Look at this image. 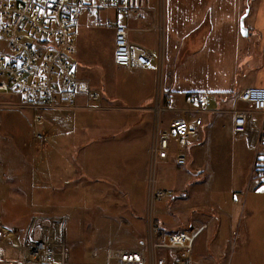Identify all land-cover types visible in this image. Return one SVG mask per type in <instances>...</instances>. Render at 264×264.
I'll return each mask as SVG.
<instances>
[{"label":"crops","instance_id":"1","mask_svg":"<svg viewBox=\"0 0 264 264\" xmlns=\"http://www.w3.org/2000/svg\"><path fill=\"white\" fill-rule=\"evenodd\" d=\"M127 4L130 8L137 9L129 18L115 11L105 10H101L96 16L106 13V19L127 28L130 42L152 53L154 64L157 63L158 54H163L164 69L160 83L163 96L168 98L167 103L173 94H181L186 98L197 95L201 100L202 97L210 98L211 103L217 108L216 118L224 119V121L220 119V128L232 132L234 138L243 141L244 151L240 149L239 153L251 157V153L255 151L251 162L248 163L247 171H230L229 179L220 180L221 183L216 181V174L209 165L208 171L202 172L207 179L206 185L201 184L203 186L200 191L204 199L202 202L198 199L196 205L189 208L177 203L179 202L177 197H189V193L184 192L158 202L155 209L161 228L167 233H178L207 224L206 230L198 238L193 249V259L198 261L195 264H202L203 261H206L205 264H219L217 253L222 255V250L237 252L235 255L231 254L227 264H258L257 259L264 257L262 243L264 232L258 219L255 187L252 188L250 184H253L251 182L253 161L260 153L259 139L264 132V123L260 115H254L249 119L245 116L243 112L248 106L238 99V94L249 87H264V56L256 55V60L260 63L253 65L251 69L243 70L241 63H245L248 58L240 61L238 52L243 36L240 30L242 19L248 31V35L243 37L256 38V47L264 51V0H127ZM162 38L164 48L160 46ZM88 47V43L79 47L77 45L74 59L87 62L88 58H93L94 49L90 51ZM82 71L83 69L78 66L79 76ZM96 85L98 86L96 90L102 94L101 102L105 109L115 108L107 101L113 104L118 102L126 105L122 108L131 109L145 116V123L134 122L128 139L145 145V159L148 164V150L154 123L151 108L155 103L158 85L157 69L153 66L149 69L128 70L117 66L112 59L106 69L104 85ZM17 112L18 122L9 127L16 128L21 134L20 142L23 145L25 143L29 145L28 136L24 134L30 123L28 118H25L26 112ZM73 112L54 111L46 114L43 121L44 123L47 121L56 129L52 136V141L56 143L53 155L56 154L68 161L72 159L71 144L68 142L70 120L76 124L75 126L80 125L85 129L84 131L81 129V137L86 136L87 128L97 130L95 123L88 121L85 116L79 118V122L70 118ZM170 119L165 121L163 127L168 126ZM212 125L210 123V126ZM100 137L105 143L113 140L107 136H98V132H95L92 141L89 139L87 141L89 143L79 147L78 158L83 169L79 172L70 170L71 162L65 171H55L54 167L50 170L49 158L47 157L45 161V152L42 153L41 148H34L31 154L39 157L38 164L42 169L34 171L28 168V171H18L15 175L17 183L13 190L15 206L9 205V199L12 198L11 189L10 196L6 195V192L4 195L0 192V226L4 231L0 236L7 238L0 241L2 242L0 262L22 261L23 247L39 243L45 249L46 255L38 260L37 264L63 262L81 264L80 261L73 260L66 251V231L63 225L67 221V216L61 211L63 203L71 206L80 205L84 224L82 229H85L86 224L90 225L88 222H94L95 216L102 215L103 206L109 207L110 214L103 218L114 230L113 238L124 246L117 249H138L143 246L146 237V194L139 195L138 201L136 186H139L138 177L144 182L147 171L136 173L128 171L129 173L122 177L123 187L116 190L110 186L114 185V178L112 180L104 178L101 175L102 171L92 169L91 162L97 165V160L100 159L102 142L97 141ZM64 142L63 147L58 146ZM190 147L191 145H189L191 154ZM233 158L235 159V155ZM239 158L243 160L245 157L239 155ZM73 175H78L75 181ZM246 176L247 187L243 191L241 186L244 184L241 183ZM105 179L108 183L104 182ZM238 180L241 183L236 185L235 182ZM103 184L109 186L111 195L122 194L126 199L118 203L114 200L105 202L107 196H104ZM105 203H108V206ZM185 209L189 212L187 213ZM192 211L195 214L192 215ZM201 241L203 246H200ZM14 249L19 250L18 255L13 261L8 260L7 257ZM162 256L168 264H187L186 259L192 264V256L189 259V255L181 250L165 251Z\"/></svg>","mask_w":264,"mask_h":264},{"label":"built area","instance_id":"2","mask_svg":"<svg viewBox=\"0 0 264 264\" xmlns=\"http://www.w3.org/2000/svg\"><path fill=\"white\" fill-rule=\"evenodd\" d=\"M101 10L115 11L126 18L137 12L128 6L127 0H0V108L30 112L36 124L54 111L104 109L101 92L93 87L90 79L79 76L73 61L77 53L74 38L77 24L82 16H96ZM97 21L99 26L114 28L113 60L117 66L128 70L154 66L158 83L161 82L162 53L154 64L152 53L130 42L127 28L110 19ZM161 99V93H156L151 108L154 123L145 179L148 183L145 241L138 249L108 250L107 264H167L162 253L169 250H181L191 259L196 241L207 228V224H201L167 233L157 220L155 206L168 193L156 187V168L166 161L177 166L188 163L190 141L205 124L203 118L189 113L206 112L205 109L161 106ZM188 99L202 104L197 95ZM238 99L247 104L243 113L248 119L260 115L264 123V87L246 88L238 94ZM164 111L177 114L166 127L161 123ZM35 138L43 140V134L36 133ZM259 146L262 151L255 158L251 182L255 189H264V132ZM42 257L41 244L25 245L23 260L16 264H37Z\"/></svg>","mask_w":264,"mask_h":264},{"label":"rangeland","instance_id":"3","mask_svg":"<svg viewBox=\"0 0 264 264\" xmlns=\"http://www.w3.org/2000/svg\"><path fill=\"white\" fill-rule=\"evenodd\" d=\"M112 12H109L111 14ZM113 14V13H112ZM106 19V13H100L99 16L95 15H85L82 16L77 30H75V42L78 47L81 44L88 43L89 50L94 49L93 58H88L87 62H82L79 59H74L75 67L77 69L80 66L83 71L81 76L88 77L93 87L96 89L98 85L103 86L106 76V69L108 63L113 59V41H114V28L109 26H99L96 19ZM254 37H241V42L239 46V58L240 61L248 58L245 63H241V68L251 69L253 65H257L260 62L256 60V55L264 56V51L260 47H256ZM92 40V41H91ZM93 43V44H92ZM83 46V45H82ZM161 48H164V38L160 42ZM81 48V47H80ZM78 65V66H77ZM86 71V74H84ZM156 93H161L162 99L159 102L161 106H170L177 109H205L208 112H190L191 116H200L205 120L204 126L201 128V131L198 132L190 141L191 145V154L190 160L185 166H177L170 161L161 162L156 168V187L163 190H167L169 199L171 195H180L181 193H189L188 198L177 197V200L181 205H185L187 208L190 206L196 205L198 199L200 201L204 200L202 198L201 184L207 183L206 176L202 173L203 171H208V166L210 165L212 171L216 174V181L228 180L230 177V171H247L248 163L251 162L252 156L255 154V151L251 153V157L248 154L239 153L240 149L243 150V141L239 138H234L232 132H226L223 128H220L221 121H224L223 117L216 118L217 110L216 106L211 103V99L208 97H202V104L191 103L186 96L181 94L171 95L168 103L166 97L163 96L161 83L157 85ZM4 101V100H3ZM109 103V105L115 107L112 109H101V110H81L73 112L74 114L70 115V118L77 119L83 118L82 116L87 117L88 121L95 123V129L86 130L85 137H81V129L84 131L83 127L75 126L71 121L69 127V140L71 144V157L70 161L64 160L58 157L56 154L53 155V152L56 150V143L52 141V136L55 134L56 129L48 124L46 121L44 124H36L33 120L32 114L27 111L24 113L25 118H28L30 126L28 130L25 131L26 136H28V144L20 142L21 134L16 130V128L9 127L11 124L18 122L17 115L19 110H11L0 108V192L4 195L9 194V189H11L12 198L9 199V205L15 206V195H13V190L16 187V177L18 171H28L33 169L34 171L41 170L38 164V158L32 156V151L34 148L38 147L45 152L46 159L49 158V169L55 168V171H65L70 165L71 171H81L83 170L80 166L81 160L78 158L80 156L79 147L85 146L89 139H91L95 132H98V136H107L110 139L113 138L112 142L105 143L102 141V137L97 139L101 145V155L100 159L97 160V165L92 164L93 171H102L101 175L104 178H109L112 180L114 178L115 183L113 186L116 190H119L124 185V175L129 173L128 171L143 172L147 171L146 178L149 171V154L146 164L145 159V145L140 142L129 141V131L132 132V126L134 122L136 123H145V116L139 114L131 109L122 108L125 106L122 103ZM102 104V102H101ZM176 113L164 111L161 114V123L162 125L165 121L169 120ZM32 116V117H31ZM24 118V117H21ZM24 118V119H25ZM26 120V119H25ZM76 122V121H74ZM210 123L213 125L210 126ZM98 128H97V126ZM36 133L43 134V140H38L35 138ZM59 135H61L58 132ZM93 139H91L92 141ZM79 142H81L79 144ZM69 143H66L69 144ZM64 143L58 144V146H64ZM69 144V145H70ZM29 147V148H28ZM244 151V150H243ZM262 151V148L259 149V152ZM237 153V154H236ZM244 156L243 160H240L239 155ZM235 155V159L233 158ZM238 157V158H237ZM250 161V162H249ZM255 161V160H254ZM253 161V162H254ZM64 165V169H62ZM17 171V172H16ZM125 171V172H124ZM4 175V176H3ZM140 176V175H139ZM73 181L78 178V175H73ZM245 180L241 183L235 182L236 185L244 184L242 190L245 191L247 187ZM4 180V181H3ZM139 186H136L138 193L136 194V199L140 201L139 195L146 194V206H147V193H148V183L146 180L144 182L140 181L139 177ZM104 181V180H103ZM108 183V181H105ZM221 183V182H220ZM120 184V185H119ZM254 188V184H250ZM67 185H64L66 187ZM104 196H107L104 201L111 202L114 200L123 202L125 197L122 194L111 195L112 191L110 190L107 184H103ZM198 187V188H196ZM165 190V191H166ZM198 192L193 193L192 192ZM201 190V191H200ZM200 191V192H199ZM254 196L258 200L257 210H258V219L261 221V228L264 232V189L257 188L255 189ZM165 200V199H164ZM2 200V206H4ZM141 201H144L141 199ZM173 201V200H172ZM201 201V202H202ZM145 202V201H144ZM61 207L62 213L67 216V221L64 223V230L66 231V251L72 256L73 260L80 261L81 264H107V252L109 249H117L124 247L121 242H118L117 239L113 238L114 230H112L105 222L104 216L110 214L109 207H102V215L95 216L94 222H88L90 225L84 227L82 216L80 212V205H66L63 203ZM108 206V203H105ZM188 213L189 210L185 209ZM100 211V210H99ZM195 214L194 211L191 213ZM118 221V219H117ZM123 227V225L121 224ZM4 232L3 227L0 226V233ZM1 239L7 240L6 237L0 236ZM264 245V237L262 239ZM2 244V242H0ZM238 245V244H237ZM200 246H203V241H201ZM237 249V248H236ZM233 250V249H232ZM19 250H12L10 256L7 257L8 260H14L15 256L18 255ZM234 255L237 253L236 250L224 252L222 250V255L217 253L219 258V264H227L231 254ZM238 255V254H237ZM192 255V264L198 263V261L193 259ZM238 258L240 256L238 255ZM18 259V257H16ZM15 261V262H14ZM13 263L16 264L17 260H14ZM179 261V259H177ZM185 261V260H182ZM258 264H264V257H259L257 259ZM167 262V261H166ZM12 263V262H11ZM186 263H188L186 259ZM206 261H203L202 264H205ZM0 264H10V262H0ZM112 264H115L114 262ZM168 264V263H167ZM171 264V263H169Z\"/></svg>","mask_w":264,"mask_h":264},{"label":"water","instance_id":"4","mask_svg":"<svg viewBox=\"0 0 264 264\" xmlns=\"http://www.w3.org/2000/svg\"><path fill=\"white\" fill-rule=\"evenodd\" d=\"M240 30H241V34L243 36H247L248 35V31H247V28L244 25L243 19H242L241 24H240Z\"/></svg>","mask_w":264,"mask_h":264},{"label":"bare ground","instance_id":"5","mask_svg":"<svg viewBox=\"0 0 264 264\" xmlns=\"http://www.w3.org/2000/svg\"><path fill=\"white\" fill-rule=\"evenodd\" d=\"M45 241V240H44ZM58 244V243H57ZM56 245V244H55ZM45 250V249H44ZM58 253V252H57ZM46 255V252H44V256ZM49 262V261H48Z\"/></svg>","mask_w":264,"mask_h":264}]
</instances>
